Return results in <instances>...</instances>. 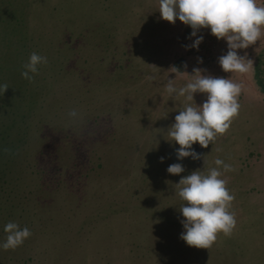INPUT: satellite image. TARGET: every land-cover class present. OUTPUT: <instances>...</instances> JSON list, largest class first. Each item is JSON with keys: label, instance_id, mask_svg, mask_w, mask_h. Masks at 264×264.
<instances>
[{"label": "rangeland", "instance_id": "rangeland-1", "mask_svg": "<svg viewBox=\"0 0 264 264\" xmlns=\"http://www.w3.org/2000/svg\"><path fill=\"white\" fill-rule=\"evenodd\" d=\"M5 1L13 4L14 15H24L28 21L37 17L34 22L46 24L54 18L50 24L63 27L61 19L67 18L64 29L81 30L88 23L91 29L82 41L73 40V47L60 33L49 48L53 58L57 50L70 45L73 58L84 66L74 73L77 79L67 76L64 81L66 85L76 82L74 87L79 89L64 101L70 106L84 99L82 112L65 122L61 135L56 134L66 119L59 99L69 87L63 85L67 91L45 104L47 121H52L50 134H54L27 142L29 151L10 161L13 177L29 185L26 195L35 188L42 200H33L31 194L32 205L16 202L22 219L15 217V211H0V243L6 239L4 226L10 221L31 231L23 243L27 247L0 249V264H264V93L262 75L257 74L264 67H257L259 57L264 59V36L238 50L253 60L252 70L231 73L219 64V57L228 51L227 41L202 28L197 34L204 37L199 50L186 48L197 38L191 36L193 29L179 19L175 24L163 20L159 0ZM257 2L264 5V0ZM2 3L0 9L6 6ZM104 41L111 55L123 46L124 54L115 52L114 59H130V63L109 70L116 62L107 56ZM175 65L181 72L172 68ZM47 68L56 71L53 65ZM195 68L204 75L242 82L244 90L238 98L239 114L227 132L218 134L207 148L193 145L201 159L180 161L176 153L180 146L166 140L170 139L167 130L185 104L202 106L207 94L198 92L192 101L174 99L166 84L176 78L178 88L185 86ZM21 80L17 75L16 81ZM55 81L43 85L49 95L62 84ZM36 152L43 159L40 171L32 173L24 169L22 160ZM217 158L235 169L222 178L235 197L230 211L237 224L230 236L218 233L210 249L192 247L180 238L184 218L179 208L185 201L178 196L176 184L196 170L207 174L216 167ZM175 163H182L185 171L168 173ZM88 182L93 183L90 191L81 186ZM13 191L24 197L22 190ZM78 203L83 206L77 208ZM34 210L39 219L32 224Z\"/></svg>", "mask_w": 264, "mask_h": 264}, {"label": "clouds", "instance_id": "clouds-1", "mask_svg": "<svg viewBox=\"0 0 264 264\" xmlns=\"http://www.w3.org/2000/svg\"><path fill=\"white\" fill-rule=\"evenodd\" d=\"M159 12L165 21L176 23L179 19L193 31L192 37H197L186 48L199 50L203 36L198 32L210 28L211 34L218 39H224L228 51L219 57V64L224 72L246 74L252 70L254 62L247 55H240L238 50L247 49L256 44L264 36V5L257 0H159ZM48 58L33 52L23 65L21 75L28 80L34 79L40 65H46ZM203 63V58H200ZM187 67V65H185ZM176 71L178 68L172 67ZM193 79L183 87H177L175 79H169L166 91L174 99L184 97L187 101L195 100L196 93H206L207 98L202 106L185 104L175 116V122L168 128L167 136L180 147L176 149L177 159L182 161L191 157L201 159L193 145L199 143L203 148L213 144L218 134L227 132L231 121L239 114L238 98L244 90L242 82H233L231 78L204 75L200 68L193 69ZM4 92L7 84L0 85ZM69 115L76 117V110ZM161 162L164 157H161ZM216 167L207 174L199 170L190 175L182 176L177 185L178 196L185 201L179 208L183 218L181 224L184 231L180 238L187 245L210 249L217 240V234L223 232L230 236L236 227L235 213L230 211L231 202L235 199L226 187L224 173L235 171L231 164L217 158ZM221 167L223 171H221ZM168 173L179 175L185 171L182 163L169 165ZM6 239L0 243V249L5 251L16 249L31 236L30 229L16 222H8L4 226Z\"/></svg>", "mask_w": 264, "mask_h": 264}, {"label": "trees", "instance_id": "trees-1", "mask_svg": "<svg viewBox=\"0 0 264 264\" xmlns=\"http://www.w3.org/2000/svg\"><path fill=\"white\" fill-rule=\"evenodd\" d=\"M2 4L4 6L6 4V6L0 9V28L3 27V29H0V85L7 84L9 88L6 92L0 88V211H15L14 213L18 214H16L15 217L22 219L24 215L18 211V205L21 206V204H25V201L29 202V205H32L33 203L31 202L33 201L28 198V195L33 194V200L36 201V199L42 200V193H40L38 198V194L35 192L34 188L26 195V189L29 188V185L25 184L22 179L13 177V172L8 167L9 163L11 160H15L18 156L25 153V150L29 151V149H26L28 146L27 142L33 143L39 137L45 138L44 136L50 137L54 134L52 132L50 134L51 129L49 128L52 121H47L48 115L46 116L45 104L48 99L50 103H52L55 95L65 93L67 91L65 86L69 87V91L59 99V102L63 111H65L64 114L66 115V119L62 121L63 123H59L62 129L56 134L61 135V131L65 129V122L69 121L71 117L69 113L72 110H76L78 114L82 112L81 105L84 99H79L77 104H72L70 106L64 101L71 91L74 89L77 91L79 90L77 87H74L76 86V82L66 85L64 81L67 76L74 77V73L77 72V70L84 68L83 65L80 67L77 59L73 58L74 56L71 54L73 44L76 43L73 40L82 41L83 38L90 35L88 32L91 28L88 23L81 30H77V28L64 29L65 25H67L65 22H68L67 18L61 19V21H63V27L59 25L52 26L50 22H52L54 18H48L46 24L43 20L40 23L34 22V20L36 21L38 19L37 17L34 20L28 21V18L24 17V15H19V17L14 15L15 10L12 7L13 4L5 0H3ZM26 5H29V3ZM60 33H64L67 36L68 41H71L69 44L72 45V47H70V45L64 48L61 47L62 49L60 51L57 50L58 52L51 58L49 48L54 46L58 41V36L62 35ZM104 46L107 56L116 62L115 67L110 66L108 68L109 70H120L124 62L127 64L130 63V59L122 60L118 57L114 59L115 52L118 53L123 51L121 54H124L123 46L119 48L121 49L120 51L117 49L115 52H112V55L111 53L108 54L107 50H111V47L107 48L109 45H107L106 42ZM62 51H64L63 56H61L62 54L60 55ZM33 52L46 56L48 58V63L46 65H40L39 72L34 74V79L28 80L25 79L21 73L24 70L23 65L28 61ZM48 65H50V67L53 65L56 71H49L47 68ZM260 65H264V59L261 57H259L257 67ZM175 67L178 68L177 65H175ZM11 74L14 75L13 78L10 76ZM257 74L260 76L262 75V78H260V89L264 93V67L262 71L259 70ZM17 75L21 77V81H16ZM74 78L77 79V77ZM54 79H56V83L61 82L62 84L56 91L49 95L44 91L43 85ZM82 89L86 90L84 88ZM65 106L70 109H65ZM52 111L53 110H51V112ZM55 111L59 112V109ZM232 142L233 141H230V143ZM250 152V154H253V151ZM30 156L24 158V162L22 160V163L26 162V168H23L31 169L32 173H38L40 171L38 169L41 156L37 152L36 155ZM33 157H36V160ZM60 171L62 172V170ZM92 184L88 182V184H81V186L84 188L87 187V191H90L91 188L89 186H92ZM11 186L17 189L16 193L22 190L25 193L24 197L14 194V188ZM78 205L77 208L83 206L80 205V203H78ZM36 213L37 212L34 210L33 214L30 216L32 224L39 219ZM0 214L3 215V213ZM155 219L161 220V216H157ZM24 246L27 247L26 244H23L21 247L25 248Z\"/></svg>", "mask_w": 264, "mask_h": 264}, {"label": "water", "instance_id": "water-1", "mask_svg": "<svg viewBox=\"0 0 264 264\" xmlns=\"http://www.w3.org/2000/svg\"><path fill=\"white\" fill-rule=\"evenodd\" d=\"M177 65L179 66L178 62H177Z\"/></svg>", "mask_w": 264, "mask_h": 264}]
</instances>
